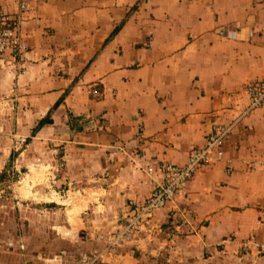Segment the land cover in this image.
Wrapping results in <instances>:
<instances>
[{
    "label": "crops",
    "instance_id": "0c3cea01",
    "mask_svg": "<svg viewBox=\"0 0 264 264\" xmlns=\"http://www.w3.org/2000/svg\"><path fill=\"white\" fill-rule=\"evenodd\" d=\"M26 1L27 52L0 64V178L24 174L29 194L0 198V264H77L161 182L147 168L185 164L212 122L244 110L246 86L264 80V0ZM223 153L137 249L98 264H264V170L249 169L264 153L263 110Z\"/></svg>",
    "mask_w": 264,
    "mask_h": 264
},
{
    "label": "built area",
    "instance_id": "2783aa9c",
    "mask_svg": "<svg viewBox=\"0 0 264 264\" xmlns=\"http://www.w3.org/2000/svg\"><path fill=\"white\" fill-rule=\"evenodd\" d=\"M29 8L26 0L18 3L17 10L12 15L5 14L0 9V64L11 62L16 66L27 52V46L22 36L23 15ZM90 94L93 98L99 96L97 88H92ZM247 105L240 115L226 125L212 122L204 140V145L192 150L183 165H173L168 162H159L147 168L148 174L158 173L161 182L151 191L147 199L137 205L130 204L132 214L125 224L106 233L98 234L96 241L104 245L103 251L93 250L80 255L77 264H98L103 253H110L122 248L137 249L142 240L149 236L148 222L154 214L172 203L176 198L184 195L186 186L191 178L201 169L206 168L212 161H221L224 153L223 148L226 140L232 134L236 125L245 117L256 110L264 111V80L249 83L245 88ZM19 148L26 146V140L17 138L15 140ZM3 163H6L3 160ZM249 169L264 170V153L260 159L252 162ZM227 175L232 173V168L227 164L225 168ZM12 180L14 172L7 173ZM22 249V247H21Z\"/></svg>",
    "mask_w": 264,
    "mask_h": 264
},
{
    "label": "rangeland",
    "instance_id": "374dc122",
    "mask_svg": "<svg viewBox=\"0 0 264 264\" xmlns=\"http://www.w3.org/2000/svg\"><path fill=\"white\" fill-rule=\"evenodd\" d=\"M24 148V147H23ZM3 149L5 150L6 148H4V145H2L1 143H0V156H2V155H4L5 157H6V159L8 160V156L10 155V153H9V151H8V149H7V151L6 152H4L3 151ZM1 161V160H0ZM21 177V178H20ZM22 178H24L22 181H21V183H20V185H17V183L20 181V179H22ZM28 181L29 180H27V178L25 179V175L23 174L22 176H20V175H13V178H12V180L10 179V177H6L5 178V180L2 178H0V198H6V197H8V198H11L12 196H15V195H17V193H16V191H15V189H16V187H17V189L19 188H21L22 187V185L26 182V183H28ZM39 187H43V186H39ZM28 191H29V189H28ZM46 192H48V190L46 189ZM23 196H24V194H23ZM17 235V237H18V234H16ZM0 245H2L3 246V244L1 243Z\"/></svg>",
    "mask_w": 264,
    "mask_h": 264
},
{
    "label": "bare ground",
    "instance_id": "6f19581e",
    "mask_svg": "<svg viewBox=\"0 0 264 264\" xmlns=\"http://www.w3.org/2000/svg\"><path fill=\"white\" fill-rule=\"evenodd\" d=\"M21 181H22V179L17 183V185H20ZM25 184H26V183H25ZM28 187H29V186L24 185V186H22V187L20 188L22 194H24L25 196H27V195L29 194ZM20 189H19V190H20Z\"/></svg>",
    "mask_w": 264,
    "mask_h": 264
},
{
    "label": "trees",
    "instance_id": "16d2710c",
    "mask_svg": "<svg viewBox=\"0 0 264 264\" xmlns=\"http://www.w3.org/2000/svg\"><path fill=\"white\" fill-rule=\"evenodd\" d=\"M117 30H118V29H116V30L112 33V36L117 32ZM47 122H48V119H47V118L44 119V120H42V121H40L39 124H38V126L36 127V129L39 128V127H41L42 125H44V124L47 123Z\"/></svg>",
    "mask_w": 264,
    "mask_h": 264
}]
</instances>
